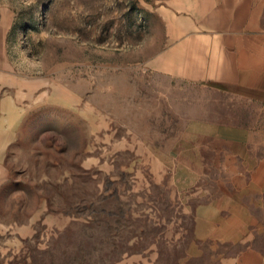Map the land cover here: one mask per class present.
Wrapping results in <instances>:
<instances>
[{
  "label": "rangeland",
  "instance_id": "1",
  "mask_svg": "<svg viewBox=\"0 0 264 264\" xmlns=\"http://www.w3.org/2000/svg\"><path fill=\"white\" fill-rule=\"evenodd\" d=\"M229 1L0 0V264L231 251L207 237L193 256L197 206L217 197L231 143L192 121L223 99L160 71L183 29ZM252 10L264 24V0Z\"/></svg>",
  "mask_w": 264,
  "mask_h": 264
},
{
  "label": "crops",
  "instance_id": "2",
  "mask_svg": "<svg viewBox=\"0 0 264 264\" xmlns=\"http://www.w3.org/2000/svg\"><path fill=\"white\" fill-rule=\"evenodd\" d=\"M252 1L231 0L225 8L206 11L203 22L192 21L167 48L160 68L201 91L219 93L223 100L215 108L230 109L192 121L198 135L231 143L214 165L220 174L217 197L211 205H198L194 216V257H204L200 241L207 237L216 242L213 251L217 243L232 244L227 254L214 255V264L217 258L220 264H264V243L254 240L264 236V24ZM239 103L247 112L232 110Z\"/></svg>",
  "mask_w": 264,
  "mask_h": 264
}]
</instances>
